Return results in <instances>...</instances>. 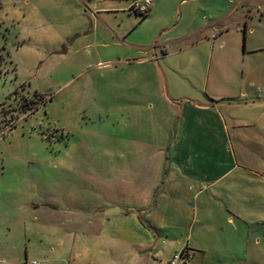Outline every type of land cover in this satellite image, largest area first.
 <instances>
[{
    "label": "crops",
    "instance_id": "crops-1",
    "mask_svg": "<svg viewBox=\"0 0 264 264\" xmlns=\"http://www.w3.org/2000/svg\"><path fill=\"white\" fill-rule=\"evenodd\" d=\"M243 1L231 0L227 11L218 9L225 15L210 23L194 18L190 28L166 39L159 50L151 45L154 39L125 50L129 53L124 65L149 73L143 80L137 76L128 89H155V96H146L141 105H135L140 96H129L128 104L119 107L123 119L131 117L136 122L117 120L112 127L117 133L108 138L118 146L101 145L106 151L103 160L77 162L74 155L81 141L72 138L61 148L68 158L57 162L58 178H63L59 182L75 176L76 183L61 196L52 195L47 208L35 205V211L28 210L30 204H38V193L21 206L35 222L25 223L24 233L34 234L43 248L42 259L33 260L41 264H168L175 253L190 249L197 252L194 264H264V60L254 63L255 56L264 54V10L259 6L254 12ZM9 2L0 0L2 30L11 24L26 39L7 50L2 34L1 49L7 58L4 66L0 64L1 75L6 71L1 68L8 65H17L18 70L14 59L31 40L24 26L41 23ZM140 2L128 0L123 9L126 12L132 6L129 11L137 13L134 5ZM88 3L70 0L75 12ZM129 16L137 25L119 26L121 45L129 46L126 40L151 19V12L147 17ZM114 62L106 61L111 68ZM221 69L227 75L220 76ZM40 112L41 108L22 118L0 142L27 124L32 134L39 133ZM143 116L150 118V129L139 123ZM59 125L75 136L72 118L59 120ZM88 168L98 169L88 173L95 178L78 191V174ZM40 211L52 217L61 214L64 219L44 226L36 217ZM45 234L63 243L64 252L45 249Z\"/></svg>",
    "mask_w": 264,
    "mask_h": 264
},
{
    "label": "rangeland",
    "instance_id": "rangeland-1",
    "mask_svg": "<svg viewBox=\"0 0 264 264\" xmlns=\"http://www.w3.org/2000/svg\"><path fill=\"white\" fill-rule=\"evenodd\" d=\"M89 1L79 12H75L70 0L9 2L12 7L29 12L41 23L38 27L34 23L24 26L31 40L26 43L28 49H21L14 59L18 70L17 65L1 68L6 71L0 74V138L17 126L22 118L40 108L38 118L41 116L43 123L38 128L39 133L32 134L27 124L18 127L6 141L0 142V264H24L27 260L42 259V244L34 234L27 236L23 229L25 223L35 224L32 220L34 216H30L21 206L31 195L38 193V204H30L28 210L35 211L36 206L39 209L47 208L52 195L61 196L76 183L75 176L72 179V176L69 178L65 175L66 178L61 182L59 179L63 178H58L57 162L68 158L67 153L63 154L61 149L68 140L72 138L75 142L81 141L74 155L77 162L103 160L106 151L100 149L101 145L118 146L108 138L117 133L112 127L118 121L125 124L136 122L131 117L123 119L119 107L128 104L129 96H140V99L135 100V105H141L147 97L155 96V89L150 92L142 91V88L132 91L128 89L137 76L143 80L149 73L124 65L123 60L129 53L125 50L136 49L134 45L149 44L153 39L155 42L151 45L159 50V46L167 43L166 39L169 41L190 28L194 18L198 17L199 23L202 19L210 23L212 18L225 15L218 9L224 7L227 11L231 0H153V7L149 10L151 19L139 26L126 40L129 46L119 44V26L134 27L137 23L130 22L129 15L134 18L137 13L143 17L144 14L129 11L132 6L125 12L123 8L128 6V0ZM243 2L253 6L254 12L259 6L264 10V0ZM103 10L106 11L100 13ZM1 26L0 38L3 40L4 33L7 50L16 49L24 43L26 38L19 28L6 23L2 30ZM233 28L231 36L236 33ZM2 40L0 64L3 65L7 53L1 49L4 45ZM223 41L225 39L217 42L216 46ZM166 48L165 51H170L169 46ZM218 53L219 50L216 56ZM110 54L112 57H109ZM255 57L256 64L264 60V54ZM111 58L115 61L112 68V63L109 66L106 63ZM242 65L240 63L239 76L243 73ZM219 75H227V71L221 69ZM181 78L185 81L183 76ZM35 91H44L46 95ZM75 95L80 97L76 99ZM70 96L71 103L68 102ZM135 101L130 104L133 105ZM69 118L76 124L75 136L66 129L67 132H63L59 125V120L66 121ZM138 119L146 129L152 127L149 117ZM111 158L107 157L108 160ZM90 170L82 169L79 172L80 182L76 184L78 191L87 187L89 181L95 178V174H88ZM96 170L92 168L91 172ZM36 215L44 226L51 222L61 223L64 219L61 214L52 217L43 211ZM44 237L45 249L51 251L53 248H61L64 252L63 243L56 242L54 236L45 234ZM57 240L61 241L62 238ZM56 264L69 262L59 261Z\"/></svg>",
    "mask_w": 264,
    "mask_h": 264
},
{
    "label": "built area",
    "instance_id": "built-area-1",
    "mask_svg": "<svg viewBox=\"0 0 264 264\" xmlns=\"http://www.w3.org/2000/svg\"><path fill=\"white\" fill-rule=\"evenodd\" d=\"M153 5V0H141L140 3H136L134 6L136 10L141 14L149 12ZM197 257V252L190 249H183L173 255L168 264H194ZM24 264H41L40 261H26Z\"/></svg>",
    "mask_w": 264,
    "mask_h": 264
},
{
    "label": "trees",
    "instance_id": "trees-1",
    "mask_svg": "<svg viewBox=\"0 0 264 264\" xmlns=\"http://www.w3.org/2000/svg\"><path fill=\"white\" fill-rule=\"evenodd\" d=\"M148 16V13L144 14V17H147ZM144 223V222H143Z\"/></svg>",
    "mask_w": 264,
    "mask_h": 264
}]
</instances>
